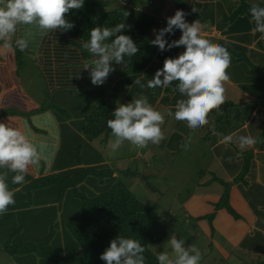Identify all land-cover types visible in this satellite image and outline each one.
Returning <instances> with one entry per match:
<instances>
[{"label":"crops","instance_id":"0c3cea01","mask_svg":"<svg viewBox=\"0 0 264 264\" xmlns=\"http://www.w3.org/2000/svg\"><path fill=\"white\" fill-rule=\"evenodd\" d=\"M181 1H184L189 11L191 10L186 15V20L189 23L197 21L202 34L212 43L223 45L231 55V64L227 70L229 80L224 82V88L227 90L224 93L225 102L209 112L210 126L201 134L203 139L212 135L213 144L209 146V150L213 148V151L217 152L210 155L206 167L207 174L190 194L193 195L186 199L184 209L188 212V218L192 215L198 220L202 218L197 225L211 236L218 249L216 252L207 253V258L218 255L225 258L235 256L240 264L243 259L248 264H255L256 261L252 256L264 257V240H262L264 239V227H262L264 225V211H262L264 208V34L254 31L255 25L250 10L252 4L260 3V0H248L246 8H243L245 4H239L238 0ZM121 2L136 4L155 17L156 26H152L149 30L151 41L155 38L156 32L166 26V18L174 15L178 10L176 0H122ZM110 5H118L117 0H112ZM20 34H27L29 38V47L23 53L30 60H38L36 64L41 75L43 74V88L49 89L50 94L54 90L65 89L68 90L67 92L79 93L83 89L81 103L85 105L84 97L89 94L87 87H92L93 84L87 70L83 79L76 80L85 64L84 60L81 61L79 58L80 51L76 50L80 41L71 43L70 49H74L75 56L61 57L58 52L62 46L69 45L71 38L65 31L44 32L36 24H32L21 26L18 35ZM180 35L181 31L176 30L175 34L167 36V39L170 42L178 39ZM152 50L156 57L159 48L152 45ZM183 51V46H180L166 49L163 51L164 55L160 53L162 59L159 60V68L163 66L162 61L165 60L163 57H175ZM47 60L50 62L49 67L46 68L44 65ZM113 64L115 72L120 70L115 62ZM112 75L113 72L107 78L109 83H104L107 89L114 79ZM39 94L41 96V92ZM40 96L30 93L25 87L16 64L15 48L9 49L0 43V122H8L26 130L44 157L38 165L29 167L25 182L22 184L11 183L14 173H8L9 187L15 192V204L10 205L7 212L0 215V261L3 264H41L39 258L31 260L29 256L15 259L3 249L2 243L18 239L14 237L15 235L21 236L20 241H30L31 237L40 238L49 225L56 224V220L61 221L59 201L63 195L59 196L58 189L54 186L29 187L33 180L46 177L56 171L53 162L61 144L64 131L62 125L70 127L65 123L66 121L62 123L51 108L42 105L43 98ZM160 98L161 96L153 104L154 107L157 104L167 106V112L175 108L176 104L169 102L165 104ZM84 115H86L84 111L80 113L78 111L70 114L69 119L77 123L75 117L80 120ZM173 120V116H169V119L165 118L162 127H170L169 121ZM180 122L186 127V121ZM240 136H251L254 144L241 149ZM227 137H231V140H226ZM246 152H250L247 160ZM243 169L247 170L244 177L241 176ZM213 181H218L219 184L213 185ZM46 187L55 188L56 199L48 197L46 191L49 189ZM225 192L228 194L226 201L233 209L232 212L224 206L215 205L221 201V196ZM210 208H214L215 211L211 212ZM206 214H210L209 222L204 219ZM240 214H243L246 221L240 219ZM37 223L39 227H36ZM207 224L209 231L206 228ZM223 227L226 228L222 229ZM59 228H62L61 223ZM175 231V234H167L159 242L152 243L151 246L149 244V249L157 255V252L163 251V244L171 235L185 239L187 243V238L178 230ZM213 232L217 233L215 237ZM235 250L249 254L251 257L241 259L234 255ZM203 255L205 257V254Z\"/></svg>","mask_w":264,"mask_h":264},{"label":"clouds","instance_id":"9594fccd","mask_svg":"<svg viewBox=\"0 0 264 264\" xmlns=\"http://www.w3.org/2000/svg\"><path fill=\"white\" fill-rule=\"evenodd\" d=\"M86 0H0V43L4 47L24 52L29 47L27 34H20L21 26L36 24L44 32L69 31L74 22L67 18L70 10H80ZM126 6L133 4L126 3ZM137 9H142L137 6ZM183 10L166 18V26L156 32L151 41L160 51L183 46L184 51L175 57L164 60L163 66L154 76L143 83L136 79L141 89L147 87H167L176 82V90L182 99L175 105L174 118L186 121L192 129H199L208 123L211 110L225 102L224 82L229 80L228 68L231 64L229 51L220 44H214L202 34L197 21L189 23ZM254 31L264 34V0L253 3L250 10ZM128 27L124 21L113 27L96 26L89 30L88 40H81V48L91 54L92 59L85 63L91 83L102 86L115 71L113 62L122 65L125 58L134 57L139 52L138 44L130 35L123 34ZM181 31L178 39L167 36ZM172 116L171 109L167 112ZM162 114L149 101L146 95L134 97L131 102L119 103L107 120L111 129L110 148L118 151L125 141L138 148L149 143L159 144L165 139ZM226 140H231L227 137ZM251 136H240L239 147L252 146ZM44 159L33 139L26 130L13 124L0 122V215L15 204V192L9 187L8 173H14L11 183L22 184L30 166L38 165ZM6 170V171H4ZM146 249L138 239L118 235L101 254L105 264H146ZM202 251L185 239L171 235L164 242L163 251L157 252L158 264H201ZM0 264H3L0 261Z\"/></svg>","mask_w":264,"mask_h":264},{"label":"trees","instance_id":"16d2710c","mask_svg":"<svg viewBox=\"0 0 264 264\" xmlns=\"http://www.w3.org/2000/svg\"><path fill=\"white\" fill-rule=\"evenodd\" d=\"M111 1L112 0H86L82 9L70 10L66 16L74 22L75 26L73 29L65 31V33L71 37L69 38V45L62 46V49L58 52L62 55L61 57L65 55L71 57L73 55L75 56L74 49H70L72 42L74 44L76 40H88L89 30L93 27H113L122 21L128 25L123 34L130 35L138 44L139 52L134 57H126V62L124 64L117 65L120 70L113 72L112 77L114 79L109 89L104 87V84L102 86H96L84 97V109H80L79 113L84 111L86 115L78 121L81 126L83 125L81 127L83 129L82 133L84 135L87 134V136L92 139L99 136L101 133L107 136L111 135V129L107 127V120L112 118V112L117 105L113 102H109L107 99L110 98H106L105 96L106 94L114 95L123 88L122 86H126V88L129 89V93L125 97L126 103L131 102V97H135V95H146L152 105L159 96H161V102L167 103L170 101L169 103L171 104H176L179 99L183 98L176 90V82H173L167 87H157L155 89L147 87L141 89L139 85L135 83V80L139 78L146 84L147 81L154 76H152L151 73L155 74L157 69H159L158 63H160L162 59L159 54L162 53L164 55L163 51L159 50L155 57L152 50L149 30L156 24V19L147 10L143 8L137 9L132 6L128 7L124 5V2H121L122 0H117V2L119 1L118 5L109 9L107 8V10L97 15L98 9L100 7H108ZM176 3L178 9L183 10L187 15L191 12V10L189 11L187 9L184 1L176 0ZM76 50L80 51L81 56L78 55L81 61L84 60V63L92 59L91 54L83 50L80 44L79 48H76ZM23 55V52L15 49V60L18 70V63ZM163 59L166 58L163 57ZM30 61L43 79V74L41 75L39 67L36 64L38 60ZM49 62L50 60H47L45 63L44 66L46 68L49 67ZM163 62L164 61H162V64ZM85 74V69H81L79 71V77H77L76 80L83 79ZM107 82L106 80L105 83L107 84ZM45 92L48 96L52 95V93L50 95L49 89H45ZM177 96L180 98H177ZM163 97H167L168 99L164 98L165 100H163ZM44 104L47 108L55 110L53 109L54 106L52 107L46 100L42 105ZM42 105L41 107H43ZM58 108L61 113L65 112L67 116L65 108ZM171 110L173 112L175 108ZM60 112L59 116L61 115ZM64 132L67 133L65 137L68 136L69 138L70 135L73 134L70 127L69 130L66 129L63 131V135ZM61 144L63 145L62 141ZM61 144L57 149L58 154H56V157H61L59 154V151L62 149ZM131 157L134 158L135 156H124L123 159L126 160ZM90 162L91 160L83 162L82 159L77 158L76 163H72L71 165H74L75 168L70 167V170H64L59 166L54 167L57 172L33 180V182L29 184L30 188L54 186L58 189L59 196H62L66 189H68L74 196L73 199L71 195V203L73 204L78 201L77 208L76 205L71 208L68 206L66 212L63 213V215L68 214L69 216H67V219L65 218L66 221H64V223L62 222L63 235H65V237L62 235V248L59 246V243H57L58 246H55V248L50 245L53 236H59L56 235L55 229L51 224L40 237L42 239L41 244H33L28 247L30 245L29 241H20L17 239L3 242V249L10 256L14 258L17 256L18 259L25 254H30L29 258L31 260L39 258L41 264H105V262L100 259L101 254L109 246L110 241L121 234L126 237L138 239L141 242L146 249L144 253L146 264H158L156 255L149 249V244L162 240L163 237L167 235L168 231L165 230L163 224L152 216L149 211L150 207H146L138 198L133 197L127 184H122L119 180L120 172L115 182L104 184L103 179L111 176L112 173L117 170L115 167H109L106 171L111 175H107L105 169H98V166L102 165L103 161L94 162L89 166ZM82 163L88 166H84ZM75 169L77 171L74 173ZM125 171L130 174L127 166L123 173ZM246 172L247 170L243 169L241 176L244 177ZM131 173L134 174V172ZM96 183L97 186H95ZM89 184H95L94 187L96 190L91 191L89 188L86 189L85 186ZM226 196L228 197V194L225 192L221 201L216 204V207L224 206L232 212L233 209L227 204Z\"/></svg>","mask_w":264,"mask_h":264},{"label":"rangeland","instance_id":"374dc122","mask_svg":"<svg viewBox=\"0 0 264 264\" xmlns=\"http://www.w3.org/2000/svg\"><path fill=\"white\" fill-rule=\"evenodd\" d=\"M238 3L245 4V7L243 8H246L248 0H238ZM114 6L115 5L112 6L109 4L108 7H100L98 9L97 15L107 10V8L109 9ZM131 6L137 8L138 5L133 4ZM159 22H161V20ZM246 51H250V49H246ZM255 54L258 57L257 53ZM249 59L252 60L250 57ZM19 63V73L22 76L23 82L25 83V87L28 89V91L33 94L36 93L39 96V92H41L40 97L43 98V102L46 100V102L50 103L52 107L54 106L53 109L55 110L53 111L56 113L57 118L59 117L62 123L66 121L65 123H68V125L71 127V130L73 131V134L70 135V138L68 136L65 137V134H67L66 132H64L63 137H61V141L63 143V145L61 144L62 149L59 151L61 157L55 156V160L53 162L54 167L59 166L64 170H70L72 167L75 168L74 165H71L72 163H76L77 158L82 159L83 162H88L91 160L89 166H91L94 162L103 161L102 165L98 166V169H105V171L108 170L109 167H115L117 170L113 172L112 175L108 174V171H106V174L111 176L103 179L104 184L115 182L118 179L116 177L119 176L120 172L119 180L122 182V184H127L129 190H131L130 193L133 194V197L138 198L146 207L151 208H149L150 213L156 220L163 224L165 230L168 231L167 234H175V230H178L187 238L188 244L196 245L202 251V253L205 254V257L204 255L202 257L201 264H240L238 258L235 256L233 258H225L218 255L207 258V253L216 252L218 249L215 246L211 236L202 231L200 226L197 225V223L200 222L202 218L198 220L197 217L193 215L188 218V212L184 209L185 203L187 202L186 199L188 200L193 195L190 194L194 191L198 182L200 183L201 179H203L207 174L206 167L208 165L210 155L217 152L213 151V148L212 150H209V146L213 144L212 135L207 136L206 139L201 138V134L206 132L207 130L205 129L210 126L209 121L206 125L200 127L199 129H192L188 126V124H186L187 128L183 127V123L177 121L174 118L173 121H169L171 123L170 127H162L165 139L159 144L149 143L144 148H138L137 146H133L131 143L125 141L120 149L113 153L110 148V141L113 139L112 135L107 136L104 135V133H101L99 136L93 139L89 138L87 134L84 135L82 133L83 129L81 127L83 125L81 126L76 117L75 120L78 123L68 118L70 114H75L77 111H80V109H84V104H81L80 102L82 101L83 89L79 93L67 92L68 90L65 91V89L54 90L52 91V95L50 94L51 96H48V94L45 92V89L43 88L44 83L42 78L32 62L28 60L25 55H23ZM151 75L153 76L154 73H151ZM95 87L96 86L93 85L92 87H87V89L92 91ZM122 87V89H120L114 95L106 94L105 97L111 99L107 100L109 102H113L115 105H117V102L124 103L125 101L126 103L125 97L129 93V89L126 88V86ZM226 91L227 90H225L224 93H226ZM135 97L138 96L135 95ZM131 98L133 99L134 96ZM164 98L168 99L167 97H163V100H165ZM177 98L180 97L177 96ZM57 106L65 108L67 116L65 115V112L61 113ZM155 108L158 109L162 114H165L166 119H169L166 111V108H168L167 106L157 104ZM59 112L61 113L60 116ZM174 112L175 110L173 111V117ZM62 128H64V130H69V126H66L65 124L62 125ZM204 142H206V144ZM56 154L58 153L56 152ZM249 154L250 152H246V160L247 155ZM131 155H134L135 157L127 158L126 160L123 159L124 156ZM83 165L85 166L87 164ZM126 166L128 167L130 174H128L126 171L123 173ZM76 171L77 170L75 169L74 173ZM131 172H134V174ZM217 184H219L218 181H213V185ZM94 185L95 184H89L85 187L86 189L89 188L92 191L96 190ZM95 186H97V183ZM46 188L49 189V191H46L48 197L50 199H56L54 193L55 188ZM47 195L45 197H47ZM71 195L72 194L70 190L66 189V191L63 193L62 199L59 201L61 204V215L59 216L61 221L59 222V220H56V224H52L56 235H59L53 236V240L50 243L53 248L58 246L57 243H59V246L62 248V238L65 237V235L61 237V234L64 232L63 228H59V225L60 223L62 225V222L64 223V221L67 219V216H69L68 214L63 215V213L66 212L68 206L71 208L76 205L77 208L78 201L72 204L71 198L73 197L74 199V196L72 195L71 197ZM213 207L215 206L213 205ZM210 210L211 212L215 211L214 208H210ZM262 211H264V208H262ZM209 215L210 214H206L204 218L207 220V222L211 220ZM240 215V219L242 221H246L243 214ZM36 227H39L38 223L36 224ZM262 227H264V225H262ZM206 228L208 230V224L206 225ZM224 228L226 227H223L222 229ZM213 234L214 237L217 235L215 232H213ZM14 237L18 238L17 240H19V237L21 236L18 237L15 235ZM29 242L30 245L28 247L32 246L33 244H41L42 239L31 237ZM151 245L153 244L151 243L150 246ZM29 255L30 254H25L24 256ZM234 255L241 259H243V257H251L249 254H243L238 250L234 251ZM253 257L256 261L255 264H264V257H262V255H255L252 256V258ZM15 259H17V256ZM241 264H248V262L243 259Z\"/></svg>","mask_w":264,"mask_h":264}]
</instances>
